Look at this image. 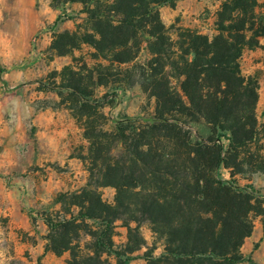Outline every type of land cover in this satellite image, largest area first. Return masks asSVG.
Wrapping results in <instances>:
<instances>
[{
  "label": "trees",
  "instance_id": "1",
  "mask_svg": "<svg viewBox=\"0 0 264 264\" xmlns=\"http://www.w3.org/2000/svg\"><path fill=\"white\" fill-rule=\"evenodd\" d=\"M59 1L84 5L87 18L82 33L57 35L55 52L65 56L90 46L95 60L109 62L99 63L96 72L110 83L106 73H122L123 66L132 80L146 50L149 59L140 67L138 83L156 107L153 117H124L111 132L86 133L91 183L72 195L67 216L45 219V251L69 253V264H110L104 255L114 256L117 264L138 259L148 264H256L241 248L253 232L250 214L260 210L254 194L232 180L244 166L264 171V156L257 148L263 130L256 111L259 84L241 67L245 51L259 48L264 38L263 4L213 0L219 3L216 34L188 29L174 39L159 9L174 7L178 0ZM120 81L117 90L124 92ZM64 87L97 108L103 102L79 84ZM200 120L213 128L214 137L193 135L189 124ZM117 149L119 155H113ZM222 169L230 170L231 180L222 177ZM104 187L117 190L114 204L102 199ZM122 219L150 223L165 241L164 252L159 257L133 256L140 248L136 241L117 250L112 238L115 223ZM83 234L94 242L82 246Z\"/></svg>",
  "mask_w": 264,
  "mask_h": 264
},
{
  "label": "rangeland",
  "instance_id": "2",
  "mask_svg": "<svg viewBox=\"0 0 264 264\" xmlns=\"http://www.w3.org/2000/svg\"><path fill=\"white\" fill-rule=\"evenodd\" d=\"M259 1L264 6V0ZM218 9L219 3L213 0H178L174 7L163 6L159 12L177 39L181 30L188 29L215 35ZM86 18L85 7L80 3L0 0V70H5L0 72V264H69V253L45 251L49 234L45 219L67 216L72 195L91 183L85 160L90 157L91 143L86 133L111 132L114 122L124 117L154 116L155 99L138 83L140 67L149 59L146 50L141 52L137 65H130H136L132 80L125 73L128 67L123 66L122 73L113 70L115 75L111 77L106 71L110 83L104 77L99 79L96 72L99 63L109 62L95 60L90 46L65 56L55 52L57 35L82 33ZM241 67L245 76L253 77L259 84L256 111L263 130L257 148L264 156V38L259 48L245 51ZM119 81L124 92L117 90ZM68 84L86 88L92 99L103 101L100 107L69 94L64 87ZM189 126L193 135L197 133L205 139L215 136L213 128L202 120L190 122ZM119 153L117 149L113 155ZM221 174L225 180L232 179L230 170L222 169ZM232 181L239 189L254 194L260 210V214H250L253 232L241 252L245 257L251 256L256 264H264V171L244 166ZM100 193L105 202L115 203V188L104 187ZM71 210L78 213L76 208ZM90 227L92 232L97 231L92 222ZM130 230H135L132 237ZM112 240L120 251L132 246L133 241L138 242L140 248L133 256L159 257L164 252V239L148 222L138 225L119 220ZM93 242V237L83 234L82 246ZM104 257L110 264L118 263L114 256ZM131 264L148 261L138 259Z\"/></svg>",
  "mask_w": 264,
  "mask_h": 264
}]
</instances>
